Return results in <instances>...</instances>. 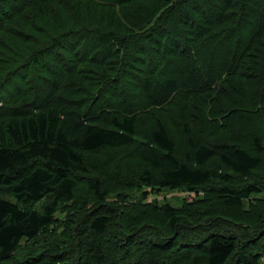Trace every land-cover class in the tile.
<instances>
[{
  "label": "trees",
  "instance_id": "obj_1",
  "mask_svg": "<svg viewBox=\"0 0 264 264\" xmlns=\"http://www.w3.org/2000/svg\"><path fill=\"white\" fill-rule=\"evenodd\" d=\"M190 114L223 125L201 127L206 141ZM263 163L264 0H0V264H261L264 243L235 261L237 239L221 232L177 244L198 219L189 204L142 199L202 189L239 207L264 189ZM79 199L57 233L59 208Z\"/></svg>",
  "mask_w": 264,
  "mask_h": 264
},
{
  "label": "rangeland",
  "instance_id": "obj_2",
  "mask_svg": "<svg viewBox=\"0 0 264 264\" xmlns=\"http://www.w3.org/2000/svg\"><path fill=\"white\" fill-rule=\"evenodd\" d=\"M218 58H220V56H218ZM239 79H235L234 83H238ZM216 97L217 96H213L212 100L216 101ZM220 99L219 101H223V97L222 95L219 96ZM242 98H246L245 95L243 94L241 96ZM231 98V97H229ZM225 100V99H224ZM230 101V100H227ZM226 102V100H225ZM224 103H221V105H223ZM224 106V105H223ZM194 113L195 110L193 111ZM236 116L232 119L234 120L233 123L231 124L232 120L230 121L229 125H234L235 128L234 129H230L231 130H236L238 128V126H240L241 122H242V113L239 110V113H235ZM200 116L199 114H190V117L192 118L189 123H191L193 129L192 132L195 133L196 135H200L201 138L205 137L206 141H207V133L209 132H214L216 129L215 127L221 126L223 125L220 121H218V117L212 119V115H208L209 117V122L208 124L205 126L204 125H200L201 120L196 119V117ZM207 117V118H208ZM144 117H140V119L138 120L137 123V129L139 132H142V129L144 128V123L145 120ZM197 121V122H196ZM196 122V123H195ZM146 127V125H145ZM203 127V131L206 134H201L200 132L202 131ZM171 136L173 137V139L176 141L177 144V152L179 153L180 156H183L184 151L187 149V136L186 133L184 131V129L182 127H173V128H169ZM144 131V130H143ZM251 134H253L254 131L250 130L249 131ZM235 133V132H234ZM223 135V132H219V134L214 135L213 136V141H217L218 142V138H223L221 137ZM210 136V135H209ZM212 136V135H211ZM250 136V134L245 133L244 134V139H248ZM198 137V136H196ZM210 143V141L208 142ZM246 144H248V142H246ZM116 153V152H115ZM118 156L121 155V151L118 149L117 152ZM132 163V164H131ZM128 162L129 165H134V162L131 161ZM216 160L213 159L208 166H210L211 169L215 168L214 165ZM262 167V175H264V163L261 166ZM220 172H223V168L221 166L218 165V168L216 169V173L219 175ZM253 175V174H251ZM258 175H253L250 178H248L246 181L248 184H253L255 183L253 180H251L252 178H256ZM236 178V177H235ZM263 179V178H262ZM264 180V179H263ZM81 181H78L77 183V194L79 192V183ZM220 182V183H219ZM211 184H213L216 187H219L220 185H224L223 182H221V180L218 179V182L215 181V177L212 179ZM244 184V183H243ZM240 181L235 182L233 184V186H231L232 188H239L241 187L240 185ZM81 188H84L85 186L80 185ZM4 189L0 190V196L9 198L10 197V193L7 191H3ZM201 192L195 193V192H189L187 190H161L159 193H151L147 196L146 199H142L143 203H149L151 204L150 207H148V209H151L153 206L158 205H164L165 203L170 204L173 207H182L183 205L186 206H190V210L189 213L190 214H196L198 216V219L196 221H194L193 219L196 218H191L192 221L194 222H189L187 221V225H181L178 228L177 234H178V242L177 244L180 243V245H184V244H191L192 242H196V241H201L203 237H205V235L207 233H211L213 232H217V233H224L226 234V236L228 235H233L235 236V238L237 239L238 242V249L236 251V253L234 254V259L233 260H237L238 254L242 251L247 250L248 248H250L252 246V241H254L255 246L259 249L262 248V245L264 243V231L261 232V236L260 234V230H264V225L259 228V231H253L252 229H256L254 224L251 223L253 220L255 221L256 215L255 213L258 211H262L264 212V189L261 190L260 192L257 193H253L249 199L247 200H243L241 206L236 207V206H232V205H226L221 201V198L217 197L216 195H212L209 194L211 193L209 191V193L207 192L208 190H199ZM87 191H85L86 193ZM131 200L132 201H140L141 202V197H142V191H134L131 195ZM82 198V197H81ZM80 198V199H81ZM80 199L78 200V203H74V205L72 207H70L72 203H69L68 205H63L59 208L58 213H57V218L58 220V229H57V233L60 232L62 230L63 227L68 228L69 226H71V224H73L75 222V220L77 219V216H75L74 211L77 210L76 205L79 204L80 206ZM43 205L42 202H33L30 207L32 208H38L41 209V206ZM28 206V205H27ZM92 206V205H91ZM90 205H87L86 208H89ZM260 214V212H259ZM258 214V215H259ZM210 218L211 220H214V222L209 220H205L207 225H210L211 230H209L208 232L202 231V230H196L198 229L199 224L197 225L198 221L200 219L203 218ZM248 222L250 224V226L248 227ZM193 223H195V225L193 226ZM201 224L205 225V222H202ZM250 228L252 231H248L245 235L243 232V228L246 229L247 227ZM52 227V226H51ZM236 227V228H235ZM53 232L56 234V231L53 230ZM146 232H150V231H146ZM62 232H60L61 234ZM182 233H184V235H182ZM52 234V233H51ZM63 237V235H61ZM60 236V237H61ZM202 237V238H201ZM140 239H143L142 236L139 237ZM165 239H162L161 241H164ZM193 240V241H192ZM249 241V242H248ZM172 243V242H171ZM248 243V244H247ZM152 246V245H151ZM149 246V248L151 247ZM255 248V247H254ZM186 249V248H184ZM260 250V249H259ZM262 252V251H260ZM179 253H184V251H180ZM199 252H196L192 255H195ZM185 254V253H184ZM182 254L180 257L178 256V258L181 260L183 258ZM264 257L261 258L260 263L264 264ZM262 261V262H261Z\"/></svg>",
  "mask_w": 264,
  "mask_h": 264
}]
</instances>
